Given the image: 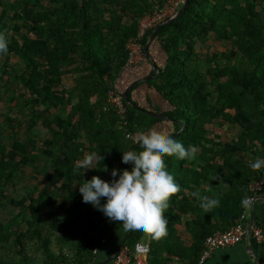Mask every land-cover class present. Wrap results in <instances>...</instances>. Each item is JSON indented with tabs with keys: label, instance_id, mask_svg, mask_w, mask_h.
<instances>
[{
	"label": "trees",
	"instance_id": "1",
	"mask_svg": "<svg viewBox=\"0 0 264 264\" xmlns=\"http://www.w3.org/2000/svg\"><path fill=\"white\" fill-rule=\"evenodd\" d=\"M164 1L0 0V33L8 40V51L0 55V101L13 103L3 116L8 122L3 128L11 131L7 141L0 140V203L18 209L16 217L0 224V243L10 240L17 224L13 234L19 247L33 240L47 246L45 228L64 212L73 221L65 238L75 232L82 238L71 258L57 262L91 264L93 250L114 221L83 201L79 184L94 175L111 180L113 168H125L122 151H141L135 137L157 128L197 152L190 159L166 157L181 185L165 212L168 235L145 240L146 234L128 232L123 242L147 241L148 264H169L174 258L198 264L206 237L229 229L246 209L242 199L251 195L249 184L264 172L252 167L264 159V0H188L185 11L162 25L149 45H157L163 59L156 63L157 76L144 83L167 109L138 104L131 92L139 82L126 94L129 102L123 100L120 114L107 103L108 91H117L127 43L136 36L140 18ZM155 28L141 38L143 47ZM209 40L230 46L219 53L209 47L208 56H202L197 46ZM232 58L237 61L229 62ZM67 74L73 75L75 97L62 88ZM63 106H69L66 114ZM151 109L165 118L145 112ZM23 112L28 117L22 138ZM37 120L47 130L40 142L31 133ZM223 126L234 132L223 138L211 128ZM93 153L96 168L77 170L76 164ZM39 155L43 163L37 167ZM29 165L42 176L41 187L11 196L17 176ZM194 191L199 198L191 196ZM205 196L219 200L211 212L200 207ZM17 217L26 228L19 229ZM254 225L263 233L255 254L264 264V203Z\"/></svg>",
	"mask_w": 264,
	"mask_h": 264
},
{
	"label": "clouds",
	"instance_id": "2",
	"mask_svg": "<svg viewBox=\"0 0 264 264\" xmlns=\"http://www.w3.org/2000/svg\"><path fill=\"white\" fill-rule=\"evenodd\" d=\"M8 51V40L0 33V55ZM141 151L131 148L122 151L121 162L129 168L111 170V180L98 175L79 184V191L86 203L92 204L110 220L120 222L125 233H143L152 240H160L168 235V218L165 215L171 198L181 192V185L168 170L166 157L178 159L194 158L197 149L186 148L171 133L150 129L141 131L135 137ZM96 154H87L76 164V169L96 168ZM252 167L264 168V159H257ZM107 170V166L103 167ZM84 171V172H85ZM191 196L199 198V192ZM247 196L242 199L244 207L249 206ZM219 205V200L205 196L200 207L211 212Z\"/></svg>",
	"mask_w": 264,
	"mask_h": 264
},
{
	"label": "crops",
	"instance_id": "3",
	"mask_svg": "<svg viewBox=\"0 0 264 264\" xmlns=\"http://www.w3.org/2000/svg\"><path fill=\"white\" fill-rule=\"evenodd\" d=\"M148 51L151 58H147L144 55V58L137 64L127 65L116 78L115 86L118 92L127 90L128 93L136 83L140 82L141 84L131 92L132 98L142 106L150 107L152 105L153 108H161L160 110L164 111L168 107L166 102L148 84L144 83L153 77L151 76V72L154 71L152 66L162 61L163 52L154 44L148 47ZM153 111L156 112L155 110ZM157 130L162 129L157 128ZM263 203L264 192L259 194L254 199V202L246 207L247 225L251 219L255 222L260 216ZM17 213L18 209L16 207L6 201L1 202L0 224H5L12 220L17 216ZM57 219L54 225L45 228L46 232L50 234V241L47 246L42 242L33 240L26 241L19 247L14 242L13 234L14 229L17 231V224L14 228L11 227L12 236L10 240L0 243V264H56L58 263L57 259H64L62 257L71 258L74 255L75 243L82 238V235L75 232L69 240L68 237L66 239V229L72 225V218L64 212H59ZM15 222H21V218L17 217ZM25 226L22 223L19 229H24L26 228ZM179 229H184L183 225ZM126 234L120 226V222L114 221L111 228L101 236L99 246L95 248L96 252L91 256V264H114L113 257L119 245L125 239ZM103 239L104 241H102ZM183 239L186 241V246L191 244L188 234H185ZM256 243L258 242L252 236H249L233 246L215 249L203 264H256ZM169 264L186 263L174 258Z\"/></svg>",
	"mask_w": 264,
	"mask_h": 264
},
{
	"label": "built area",
	"instance_id": "4",
	"mask_svg": "<svg viewBox=\"0 0 264 264\" xmlns=\"http://www.w3.org/2000/svg\"><path fill=\"white\" fill-rule=\"evenodd\" d=\"M184 2L185 0H165L161 8L153 10L151 13L140 18L136 36L131 38L127 43L129 55L126 65L137 64L143 59L145 54L144 47L140 43L141 38L149 29L157 27V25L172 17ZM123 100V95L118 91H108L107 103L120 114L125 111ZM249 190L251 195L248 198L250 204H252L254 199L264 192V172L249 184ZM246 223L247 215L246 210H244L229 229L207 236L204 242V249L199 258V264H203L215 249L233 246L243 241L247 237L248 225ZM250 236L258 243L263 239V233L255 225L251 227ZM95 252L96 249L93 250V253ZM149 252L150 246L147 242L138 241L133 246L122 242L115 252L113 261L114 264H148L147 258ZM58 264L78 263L60 262Z\"/></svg>",
	"mask_w": 264,
	"mask_h": 264
},
{
	"label": "rangeland",
	"instance_id": "5",
	"mask_svg": "<svg viewBox=\"0 0 264 264\" xmlns=\"http://www.w3.org/2000/svg\"><path fill=\"white\" fill-rule=\"evenodd\" d=\"M229 42L228 41H223V42H218V41H214V40H209L207 41L205 44H201L197 46V51L198 53H200L202 56H208L207 51L208 48H212V50H214V53L217 52H222L224 51L226 48H229ZM205 58V57H202ZM237 61V58L235 59H230L229 62H234ZM77 76V75H74ZM75 82L73 80V75L71 74H67L65 76H63V80H62V88H64L66 91V93L70 96H77V90L75 88ZM7 102L9 103V99L6 98L5 101H0V140L1 142H5L7 141L8 138V134L10 133L11 129L7 128L4 129L3 128V124H7V119H4V114L7 111V105L12 106L13 103L10 102V104H7ZM69 109V106H63L62 109V113L66 114V111ZM157 109V107L155 108ZM161 109V108H158ZM152 111V109L150 110ZM28 115H26L24 112L22 114L19 115V120L21 122H23V126L21 128V134H22V138L25 136L26 134V125H27V118ZM212 131L215 133H221L223 138H226V136L228 137L229 135H231L234 132V129H227L226 126H223L221 128H215V127H211ZM35 138H37L40 142V140L42 138H44L47 135V130L45 127H43L40 123V120L36 121V125L34 126L32 132H31ZM43 163V157L41 155L36 157V162L34 163L35 166L40 167ZM41 182H42V176L39 173H36L35 170L32 169V167L29 165L27 167H23V171L22 174L18 175L16 178V187L14 190H9L10 195L13 197H19L21 195H23V193L30 189V190H37L39 187H41ZM145 240H148V236L146 235ZM147 242V241H146ZM148 243V242H147Z\"/></svg>",
	"mask_w": 264,
	"mask_h": 264
},
{
	"label": "water",
	"instance_id": "6",
	"mask_svg": "<svg viewBox=\"0 0 264 264\" xmlns=\"http://www.w3.org/2000/svg\"><path fill=\"white\" fill-rule=\"evenodd\" d=\"M187 4H188V0H185V2L183 3V5H182V6L176 11V13H175L172 17L168 18L167 20H165L164 22H162L161 24H159V25L153 30V32L151 33L150 38H149L147 44H146V45L144 46V48H143V49H144V54H145V56H146L147 58H151V56H150V54H149V51H148V46H149V44L153 41V39H154V37H155V34H156V32L158 31V29H159L162 25H164V24H166V23L172 21L173 19L177 18L178 16H180V15L185 11V8L187 7ZM152 67H153L154 72H155V74H154L153 77H156V76H157V66H156L155 64H153ZM148 78H150V77H148ZM126 94H127V90H124L123 93H122L123 98H124L127 102H129V99L126 97ZM145 112L148 113V114H150V115H152V116H155V117L165 118L164 115H162V114H160V113H157V112H154V111L145 110ZM125 168H129V164H125ZM253 225H254V222H253V220L251 219L250 222H249V224H248V227H247V237L250 236V233H251V227H252ZM247 237H246V238H247ZM256 264H259V259H258V258L256 259Z\"/></svg>",
	"mask_w": 264,
	"mask_h": 264
}]
</instances>
